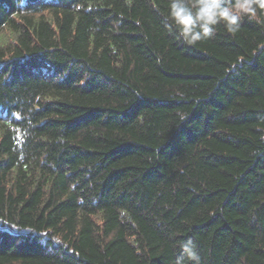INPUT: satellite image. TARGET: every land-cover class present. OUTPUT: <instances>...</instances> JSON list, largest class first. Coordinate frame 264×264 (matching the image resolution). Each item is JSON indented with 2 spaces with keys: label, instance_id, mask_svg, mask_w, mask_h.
Segmentation results:
<instances>
[{
  "label": "trees",
  "instance_id": "trees-1",
  "mask_svg": "<svg viewBox=\"0 0 264 264\" xmlns=\"http://www.w3.org/2000/svg\"><path fill=\"white\" fill-rule=\"evenodd\" d=\"M169 5L0 0V264H264V26Z\"/></svg>",
  "mask_w": 264,
  "mask_h": 264
},
{
  "label": "clouds",
  "instance_id": "clouds-1",
  "mask_svg": "<svg viewBox=\"0 0 264 264\" xmlns=\"http://www.w3.org/2000/svg\"><path fill=\"white\" fill-rule=\"evenodd\" d=\"M264 12V0H170L167 25L174 32L177 43L195 45L200 41L215 37L218 25H223L227 33L235 34L240 30L245 18L264 26L258 16ZM182 256L177 264H199L197 245L187 239L179 245Z\"/></svg>",
  "mask_w": 264,
  "mask_h": 264
},
{
  "label": "bare ground",
  "instance_id": "bare-ground-1",
  "mask_svg": "<svg viewBox=\"0 0 264 264\" xmlns=\"http://www.w3.org/2000/svg\"><path fill=\"white\" fill-rule=\"evenodd\" d=\"M13 13V12H12ZM36 39V38H35Z\"/></svg>",
  "mask_w": 264,
  "mask_h": 264
}]
</instances>
